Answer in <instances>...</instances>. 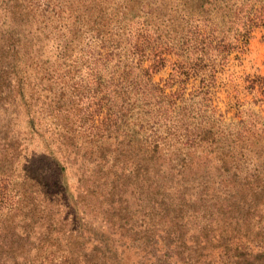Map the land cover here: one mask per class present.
I'll return each instance as SVG.
<instances>
[{"label":"rangeland","instance_id":"rangeland-1","mask_svg":"<svg viewBox=\"0 0 264 264\" xmlns=\"http://www.w3.org/2000/svg\"><path fill=\"white\" fill-rule=\"evenodd\" d=\"M263 10L0 0V264H95L119 225L145 264H264ZM139 36L153 83L108 56Z\"/></svg>","mask_w":264,"mask_h":264},{"label":"trees","instance_id":"trees-1","mask_svg":"<svg viewBox=\"0 0 264 264\" xmlns=\"http://www.w3.org/2000/svg\"><path fill=\"white\" fill-rule=\"evenodd\" d=\"M193 1L195 3L198 2L201 8L208 4H211L212 6L218 0H193ZM256 18L258 20H255L254 18L252 19L253 21L252 23H254L255 26L264 23V12L261 14L260 13L257 14ZM252 27H253L252 25L251 27L249 26L247 31L250 32ZM107 47L111 48V50L108 52V56L111 57L110 58L111 60H113L114 59L113 57L115 56L119 57L122 56L123 54L128 55L131 52H133V58L136 56V52H140L142 55L145 56L138 61L136 67L131 68L126 74L125 76L126 79H130L133 77L132 81L136 77H138V74L140 72H142V76L146 77L148 82L153 83L154 82L153 74L158 72L163 66L166 65L167 62V59L165 57L158 58V60H156V54H154L155 49L152 48V50H150V46L144 45L141 36H139L138 39H136L134 42H129V44L128 43L122 44L120 41L117 42L115 41L108 44ZM136 47H138L137 48L138 50H136ZM151 55H154L155 60L150 58ZM147 60H151L153 62H151L149 66L145 67L144 64ZM137 70L139 72L135 73ZM191 73L193 74V72ZM109 228L107 229L101 228V229L108 231L109 234L112 233V237H110V240L112 241L111 248L110 250H105L103 252L102 257L99 261L94 260L95 264H141L142 260H143L142 264H145L147 255L150 254L148 247L142 246L141 248L140 246L134 245L131 242L130 238L128 237L127 234L128 229H126L124 225L115 226L114 227L115 229H113L110 226ZM170 232L171 231H167L168 234H170ZM205 239L208 240V235L205 236ZM207 240H205V243H207Z\"/></svg>","mask_w":264,"mask_h":264}]
</instances>
